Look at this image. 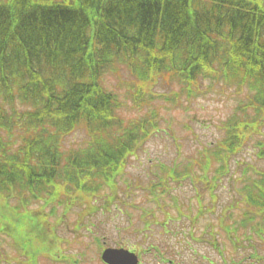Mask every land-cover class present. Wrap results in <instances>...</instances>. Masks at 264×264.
Returning <instances> with one entry per match:
<instances>
[{
  "label": "trees",
  "instance_id": "16d2710c",
  "mask_svg": "<svg viewBox=\"0 0 264 264\" xmlns=\"http://www.w3.org/2000/svg\"><path fill=\"white\" fill-rule=\"evenodd\" d=\"M118 67L134 83L124 98L104 83ZM161 78L176 80L179 91L165 96L151 90ZM214 80L246 88L247 100L220 126L216 142L195 148V157L184 163L160 164L162 175L146 188L156 203L170 190L169 182L193 177L199 166L204 173L213 164L217 174L228 171L249 145L264 157V137L257 138L264 127L262 5L253 0L0 1V195L6 202L17 198V206L6 203L0 214V234L13 238L26 263L35 264L46 236L55 233L43 218L45 208L56 206L61 192L71 194L70 206L92 201L104 188L109 203L121 191L128 197L127 167L160 130L153 100L176 104L185 94L193 98L202 81ZM125 107L133 109V117L120 115ZM75 130L85 134L81 144L63 147ZM14 133L15 148L6 139ZM248 186L246 203L264 218V171ZM34 203L39 208L29 209Z\"/></svg>",
  "mask_w": 264,
  "mask_h": 264
},
{
  "label": "rangeland",
  "instance_id": "374dc122",
  "mask_svg": "<svg viewBox=\"0 0 264 264\" xmlns=\"http://www.w3.org/2000/svg\"><path fill=\"white\" fill-rule=\"evenodd\" d=\"M253 1L259 4L258 0ZM129 79L127 70L118 67L104 77V83L124 98L127 89L134 84ZM216 82L202 81L193 98L188 99L185 94L176 104L162 98L153 100L160 111V130L127 167L128 184L132 185L128 197L121 191L120 197L109 203L106 195L109 190L104 188L92 201L82 199L70 206L71 194L61 192L58 204L45 208L43 218L48 225L55 224L52 228L55 233L57 231L60 254L53 261L41 257L39 264H69L71 261L99 264L95 247L97 236L113 246L138 248L141 244L147 249L144 264H169L159 261L160 253L166 259L175 260L176 264H193V261L194 264H201V261L203 264H223L224 261L226 264H264V218L260 214L255 216L254 209L246 203L248 185L264 171V157H257L252 145L235 156L228 171L217 174L218 165L213 164L204 173L199 166L193 177H179L178 181L169 182L170 190L158 203L146 191L148 182L162 175L161 163L173 165L177 160L184 163L193 154L195 157V148L216 142L222 135L220 126L246 102L249 95L246 88ZM179 89L176 80L161 78L151 90L167 96ZM3 105L12 109L6 103ZM132 110L125 107L120 115L131 118ZM247 113L251 118L256 115L249 110ZM75 131L65 137L63 147L81 144L85 134L82 130ZM262 137L264 127L257 136L258 139ZM6 139L13 148L19 145L18 133ZM6 203L10 208L17 206V198L10 197L6 202L0 195V214H4ZM89 204H92L91 211ZM39 205L34 203L28 208L37 209ZM165 217L174 219L168 223L166 231L161 226ZM182 225L188 238L181 232ZM161 241L165 248H160ZM214 244L220 245L227 259L219 256ZM76 250L84 253L75 254ZM20 260L12 239L0 234V264H24Z\"/></svg>",
  "mask_w": 264,
  "mask_h": 264
},
{
  "label": "water",
  "instance_id": "95a60500",
  "mask_svg": "<svg viewBox=\"0 0 264 264\" xmlns=\"http://www.w3.org/2000/svg\"><path fill=\"white\" fill-rule=\"evenodd\" d=\"M103 259L109 264H137L136 254L125 249H107Z\"/></svg>",
  "mask_w": 264,
  "mask_h": 264
},
{
  "label": "flooded vegetation",
  "instance_id": "af4514ba",
  "mask_svg": "<svg viewBox=\"0 0 264 264\" xmlns=\"http://www.w3.org/2000/svg\"><path fill=\"white\" fill-rule=\"evenodd\" d=\"M108 245H105V246H102V248L104 249V248H106ZM160 247H162V246H160ZM96 253V252H95ZM82 254V253H81ZM101 254H102V251H101V253H99L98 252V255L96 254V256L98 257L99 256V258H98V263L99 264H107L105 261H103L102 260V258H101ZM144 254H139V258H140V264H144ZM159 256V261H162V262H164L165 263V258L161 255V254H159L158 255ZM175 262V263H174ZM147 263V262H146ZM204 262L203 261H201V264H203ZM84 264V263H83ZM169 264H176V261L174 260H169ZM193 264H194V261H193Z\"/></svg>",
  "mask_w": 264,
  "mask_h": 264
}]
</instances>
